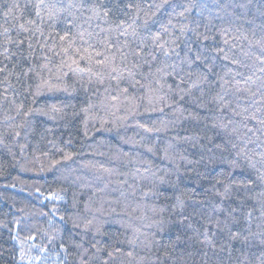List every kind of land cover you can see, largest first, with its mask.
<instances>
[{"label": "trees", "instance_id": "16d2710c", "mask_svg": "<svg viewBox=\"0 0 264 264\" xmlns=\"http://www.w3.org/2000/svg\"><path fill=\"white\" fill-rule=\"evenodd\" d=\"M0 264H264V0H0Z\"/></svg>", "mask_w": 264, "mask_h": 264}]
</instances>
